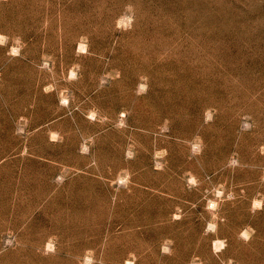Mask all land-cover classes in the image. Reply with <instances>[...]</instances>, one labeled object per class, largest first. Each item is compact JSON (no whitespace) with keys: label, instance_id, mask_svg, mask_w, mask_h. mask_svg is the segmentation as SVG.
<instances>
[{"label":"rangeland","instance_id":"1","mask_svg":"<svg viewBox=\"0 0 264 264\" xmlns=\"http://www.w3.org/2000/svg\"><path fill=\"white\" fill-rule=\"evenodd\" d=\"M0 264H264V0H0Z\"/></svg>","mask_w":264,"mask_h":264}]
</instances>
